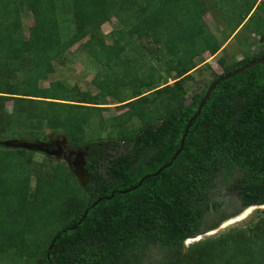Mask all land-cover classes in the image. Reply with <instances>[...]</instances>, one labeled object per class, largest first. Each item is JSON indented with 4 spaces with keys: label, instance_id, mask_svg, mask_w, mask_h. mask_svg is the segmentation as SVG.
Segmentation results:
<instances>
[{
    "label": "trees",
    "instance_id": "trees-1",
    "mask_svg": "<svg viewBox=\"0 0 264 264\" xmlns=\"http://www.w3.org/2000/svg\"><path fill=\"white\" fill-rule=\"evenodd\" d=\"M24 8L34 19L28 36ZM219 8L230 33L258 17L252 31L264 42V0H219ZM207 12L204 0H0V116L11 100L15 112L45 121L38 140L64 129L69 141L87 144L90 173L83 187L64 162L35 171V151L0 144V264H139L153 247L167 251L161 264H264V219L184 251L210 215L228 209L213 201L222 186L243 207L264 205L262 64L214 87L183 149L163 167L214 80L190 97L182 85L205 52L221 49ZM112 18L120 26L106 43L101 27ZM85 38L99 64L98 91L60 80L41 87L54 60ZM143 38L158 45L152 59L140 49ZM263 57L264 48L249 51L215 79ZM171 76L173 83L163 82ZM110 97L123 109L120 135L133 138L121 150L112 140L82 142L94 117L106 120ZM134 117L142 127L128 132L123 127Z\"/></svg>",
    "mask_w": 264,
    "mask_h": 264
},
{
    "label": "rangeland",
    "instance_id": "rangeland-1",
    "mask_svg": "<svg viewBox=\"0 0 264 264\" xmlns=\"http://www.w3.org/2000/svg\"><path fill=\"white\" fill-rule=\"evenodd\" d=\"M204 2L208 10L205 14L206 23L218 36L222 45L221 49L214 55L205 52L203 57L196 61V68L190 72V75H187L183 79L182 85L187 97H190L195 91L204 89L210 81L224 73L227 68L231 67L238 60L242 59L247 52H255L264 48V42L258 40L261 34L252 31V25L257 22L259 19L258 17L254 18L255 22L252 20L249 22L245 21L241 29L235 33H230V17L229 15L226 16L220 10L219 0H204ZM236 17V15L232 16L231 21H235ZM22 18L24 32L26 36H28L29 28L34 23L33 15L28 8L23 9ZM119 26L120 23L117 18H112L102 25L101 28L106 43L112 42V31ZM86 40L87 38L81 40L54 60V71L49 74L46 79L41 80L39 85L41 87H47L51 82L60 80L69 87L96 93L98 88L93 84V78L99 69V64L87 52L85 46ZM140 42L141 51L148 54L151 59L154 58L158 45L148 38H143ZM174 81L173 76H171L170 78H165L163 82L173 83ZM119 104L120 103L116 99L111 97L104 102V105L108 107L103 112V116L106 120L102 122L99 117H94L91 124L86 127L82 142L98 144L106 140H112L118 144V150L126 148L128 142L133 140V138L132 136L125 138L120 135V128L117 126V123L121 121L118 115L123 112V109ZM5 112L6 114L0 116V140L13 138L37 139V136H39L40 139H45L48 128L44 120L32 116L30 117L23 112H15L11 100L6 102ZM141 127L142 122L139 118L134 117L129 122H126L123 128L128 132H136ZM61 131L60 134L64 135V129H61ZM19 134L23 136L20 137L18 136ZM69 143L73 146H78L71 141H69ZM81 147L85 148L87 144H83ZM29 155L34 160L33 170L35 171L44 170L45 172H50L58 161L65 163L63 160L41 152H33ZM34 184L35 176H33L31 180L32 188ZM213 198L215 202L227 203L225 204L226 208H228L226 212H232L243 207L236 196L229 194L225 185L216 191ZM218 214H220V212H218ZM212 215L214 216L215 214L213 213ZM212 215L209 216V218L211 217V221L213 219ZM262 219H264V205L256 206L249 215L242 219L226 225L222 224L215 230H210L205 234L186 240L184 251H186L191 244L201 239L216 237L235 227L251 228ZM146 257L148 264H160L167 257V251L159 247H153L147 251Z\"/></svg>",
    "mask_w": 264,
    "mask_h": 264
},
{
    "label": "water",
    "instance_id": "water-1",
    "mask_svg": "<svg viewBox=\"0 0 264 264\" xmlns=\"http://www.w3.org/2000/svg\"><path fill=\"white\" fill-rule=\"evenodd\" d=\"M257 64H262L264 66V57L257 59V60H254V61H252L248 64H245L239 68H236L235 70H233L229 74H223L219 78L214 79L212 82H210L209 86L207 87L205 96H204L203 100L201 101V103L198 107L197 112L189 119V121L185 127V130H184V133H183L182 139H181L180 148L178 149L176 154L173 156L172 160L163 167L170 166L173 163L174 159L177 157V155L180 153V151L183 149V146L185 144L186 134L189 130V127H190L191 123L193 122V120L196 119L199 116V114L201 113L202 108L206 104V101L210 97V94H211L212 90L214 89V87L220 81H223V80H226L230 77H233V76L243 72L244 70H246L250 67H253ZM57 140H60V141H57ZM0 144L5 145V146H9V147H15V148H25V149H28L31 151L41 152V153H44L46 155L54 156L60 160L65 161L66 168L73 173V175L75 176V178L77 179V181L79 182V184L81 186L86 187V185L89 182L90 173L87 171V169L84 168V165L87 162L86 157H85V150L82 147H73L69 143V140H68L67 136H65V135L61 136L59 134H53L47 140L27 139V138L3 139V140H0ZM64 144H65L66 149L68 151L63 153L64 149H63L62 145H64ZM85 148H88V147H85ZM71 157H74L73 161H72ZM160 171H161V168H159L158 171H156L154 174H158ZM143 180H144V178H142L140 180L139 184H141ZM135 187H137V186H135ZM256 206H261V205H251V206H247V207H240V208H238L232 212H229V211L225 212L219 218L214 217L212 219L211 223L208 226H206L195 237L200 236L202 234H205V233L209 232L210 230H215V229L219 228L227 219L229 220L230 218L237 217L241 213H243L244 210H246L247 208L256 207Z\"/></svg>",
    "mask_w": 264,
    "mask_h": 264
},
{
    "label": "bare ground",
    "instance_id": "bare-ground-1",
    "mask_svg": "<svg viewBox=\"0 0 264 264\" xmlns=\"http://www.w3.org/2000/svg\"><path fill=\"white\" fill-rule=\"evenodd\" d=\"M254 208H255V207L247 208V209L244 210V212L241 213L239 216L234 217V218H230L229 220L227 219V220L223 223V225H226V224H228V223H232V222H234V221H236V220H239V219H242V218L246 217L247 215H249V214L253 211Z\"/></svg>",
    "mask_w": 264,
    "mask_h": 264
},
{
    "label": "flooded vegetation",
    "instance_id": "flooded-vegetation-1",
    "mask_svg": "<svg viewBox=\"0 0 264 264\" xmlns=\"http://www.w3.org/2000/svg\"><path fill=\"white\" fill-rule=\"evenodd\" d=\"M59 135H61V134H59ZM61 136H63V135H61ZM57 141H60V140H57ZM72 145V144H71ZM63 146V153L64 152H67L68 150L66 149V146H65V144L64 145H62ZM73 146V145H72ZM73 147H79V146H73ZM84 150H85V157H86V155H87V149L88 148H83ZM71 159H72V161L74 160V157H71ZM86 164H87V162H86ZM86 164L84 165V168H85V166H86ZM218 214V213H217ZM222 214H218L217 216H215V218H219L220 216H221ZM147 257H145L144 258V261L143 262H141V263H139V264H148L147 263ZM161 264V263H160Z\"/></svg>",
    "mask_w": 264,
    "mask_h": 264
},
{
    "label": "crops",
    "instance_id": "crops-1",
    "mask_svg": "<svg viewBox=\"0 0 264 264\" xmlns=\"http://www.w3.org/2000/svg\"><path fill=\"white\" fill-rule=\"evenodd\" d=\"M240 29V28H239Z\"/></svg>",
    "mask_w": 264,
    "mask_h": 264
}]
</instances>
